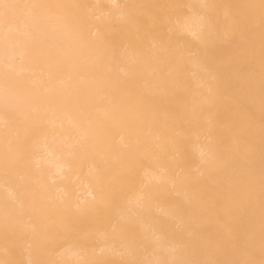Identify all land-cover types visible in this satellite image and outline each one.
<instances>
[{"label":"bare ground","instance_id":"bare-ground-1","mask_svg":"<svg viewBox=\"0 0 264 264\" xmlns=\"http://www.w3.org/2000/svg\"><path fill=\"white\" fill-rule=\"evenodd\" d=\"M260 0H0L14 5L5 15L0 8V261L5 264H119L137 259L144 264L178 258L163 246L135 249L129 255L124 248L113 246L120 232H113L89 218L80 220L69 231L66 228L62 201L87 202L103 174L115 198L128 207H135L134 187L124 188L120 176L127 166L129 153L136 150L137 165L143 168L147 182L167 166L173 155V141L191 153L193 164L199 161L203 133L233 138V150L242 152L244 138L254 132L260 142V115L264 111L259 94V61L255 67L257 90L254 95L244 91L245 75L236 72V92L231 99L227 123L209 119L205 103L207 92L194 66L189 65L183 79L176 82L172 95L160 96L153 87V66L142 65L138 73L144 79L139 89L148 97L144 103L151 110L147 124L130 128L116 117V109L105 100L108 89L98 73L109 66L103 62V37L112 36L132 26L120 21L123 15L135 16L142 23H151L153 12L124 7L138 4L184 5H247ZM87 5L89 7H74ZM97 5L99 7H90ZM53 6V7H49ZM248 10L220 8L211 10L219 16L222 28L235 37L233 48H224L219 55L228 59L246 37L237 17ZM198 8L188 13L171 12L172 24L179 31L197 29ZM255 39L259 48L260 13L254 10ZM116 27H113V25ZM87 28L101 38L95 49L82 51L76 31ZM121 80L130 74L118 73ZM7 85L8 100L4 89ZM190 109L183 126L173 125L177 111ZM222 109L217 100L211 112ZM254 113V115H253ZM71 117L69 121L68 117ZM10 163L5 166V159ZM259 153L257 152V166ZM213 183L226 190L229 182L224 175ZM171 191L173 198L185 199L184 189L171 184L160 189ZM186 205L195 208L196 218L215 229L219 220L214 205ZM168 204L157 201L142 217L133 215L131 226L142 233L153 217H164ZM97 215L110 219L114 213L100 206ZM236 225L251 224L259 245L262 210L238 206L232 214ZM7 222V227H6ZM46 234V235H45ZM200 259L226 260V252L208 251Z\"/></svg>","mask_w":264,"mask_h":264},{"label":"snow or ice","instance_id":"snow-or-ice-1","mask_svg":"<svg viewBox=\"0 0 264 264\" xmlns=\"http://www.w3.org/2000/svg\"><path fill=\"white\" fill-rule=\"evenodd\" d=\"M15 7L0 3L5 15L8 9ZM53 7V6H49ZM74 7H89L76 5ZM90 7H99L93 5ZM132 7L153 12L151 23H142L138 17L121 15L118 19L132 27L112 36L103 37L105 62L109 68L98 73L105 83L108 93L105 100L116 109V117L130 128L147 124L152 119L151 110L144 108L148 97L139 89L138 83L144 76L138 73L142 65L153 66V87L159 89L160 96L173 94L176 82L183 79L189 65L194 66L202 85L207 92L206 105L210 120L227 123L230 119L231 99L236 92V72L245 75L244 91L254 95L257 90L255 67L259 61V94L264 105V0L259 4L247 5H184V4H138ZM198 8L197 29L183 32L172 24L171 12L188 13ZM220 8H240L248 10L245 16L237 17L244 28L246 39L236 46L233 55L222 59L219 55L224 48H233L235 37L222 28L219 16L213 17L211 10ZM260 13V42L256 46L254 10ZM113 27H116L114 24ZM76 40L82 51L95 49L101 38L91 29L80 28L76 31ZM118 73L130 74L129 79L121 80ZM5 101L8 100L7 85L4 89ZM217 100L222 102V109L213 114ZM190 109L176 113L172 124L183 126ZM254 115V113H253ZM71 121V117H68ZM203 144L199 147V161L193 164L191 153L183 150L173 141V155L167 166L156 175H150L147 182L141 174L143 168L137 165L136 150H131L127 166L120 176L124 188L134 187L135 207H128L115 198L113 188L106 186L103 174L96 187L95 195L87 202L72 200L66 195L62 201L67 230L71 231L82 219L89 218L101 225L111 227L113 232H120V239L113 241V246L124 248L129 255L135 249L147 250L150 246H163L175 253L178 258L171 261L148 262V264H264V111L260 115V142L256 144L254 132L244 138L242 152L233 150V138L214 135L211 130L203 133ZM257 152L259 161L257 166ZM10 162L5 159V166ZM224 175L229 182L225 190L221 183H213ZM177 185L185 192L189 204L201 207L214 205L217 209L219 224L215 229L200 222L195 208H190L185 199L173 198L171 191L161 188ZM163 200L169 210L164 217H153L142 233H137L131 226L133 215L142 217L149 212L157 201ZM259 202L262 210V227L259 245L256 244L254 227L236 225L231 217L238 206L254 208ZM100 206L110 208L114 215L105 219L97 215ZM7 227V222H6ZM46 235V234H45ZM226 252L231 257L226 260L200 259L208 251ZM0 264L5 262L0 261ZM42 264V262H37ZM91 264V262H86ZM119 264H144L137 259L122 260Z\"/></svg>","mask_w":264,"mask_h":264}]
</instances>
